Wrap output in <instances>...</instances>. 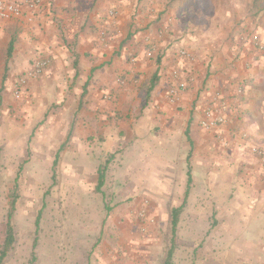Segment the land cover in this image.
<instances>
[{"label":"crops","instance_id":"obj_1","mask_svg":"<svg viewBox=\"0 0 264 264\" xmlns=\"http://www.w3.org/2000/svg\"><path fill=\"white\" fill-rule=\"evenodd\" d=\"M167 1L41 0L31 13L0 19L1 107L4 112L17 110L13 85L36 57H46L42 74L27 80L30 100L19 110L34 122L36 154L40 160L58 161L61 173L66 170L77 178V191L89 199L95 219L102 215L101 221L108 217L114 224L123 219L119 226L129 220L127 204L101 207L99 195L106 188L114 202L128 192L158 193L161 199L179 195L173 208L185 200L180 223L194 226L206 216L200 209L220 207L215 202L224 167L264 179L258 158L250 152L252 146L264 148V71L238 68L242 59L264 67V55L246 38L254 30L264 39V26L258 23L264 17L225 10L217 13L221 20L208 18L203 24L200 15L194 21L180 17ZM159 16L163 18L156 21ZM182 48L195 58L182 57ZM174 70L186 78L188 88L171 103L166 93L177 82ZM154 73L157 80L147 94ZM237 84L244 86L241 93ZM217 93L226 97L217 100ZM208 108L223 118L212 128L201 125ZM35 114L39 117L34 120ZM118 148L105 175L112 180L105 179L93 192L97 161L106 153L111 161ZM228 207L235 211L236 204ZM152 209H159L154 201Z\"/></svg>","mask_w":264,"mask_h":264},{"label":"rangeland","instance_id":"obj_2","mask_svg":"<svg viewBox=\"0 0 264 264\" xmlns=\"http://www.w3.org/2000/svg\"><path fill=\"white\" fill-rule=\"evenodd\" d=\"M166 4L175 5L180 17L189 16L194 21L200 15L203 24L208 18L221 20L217 13L225 10H239L257 20L264 17V0H168ZM171 17L168 16V23ZM176 17L178 23L182 22ZM162 18L159 16L156 21ZM260 22L264 26V19ZM253 31L246 38L259 56H263L264 39ZM254 35L256 39L252 38ZM181 50L186 52L182 56L185 59L195 58L188 49ZM262 67L259 61L249 59H242L238 66L255 74L264 71ZM182 79L187 84L186 78ZM29 84L28 81L26 86L17 82L13 85L12 98L17 110L4 112L0 105V247L5 217L12 199L15 200L11 211L14 243L2 264H164L171 246V210L181 197L177 195L174 199L172 194L169 199H161L158 193L139 191L128 192L114 202L106 188L104 195H99V205L115 208L126 203L129 220L119 226L123 219L115 224L108 217L101 221L102 215L95 219L89 199L85 200L83 193L77 191V178L69 176L66 170L61 173L58 161L40 160L41 156L36 154L34 122H30V115L19 111L30 100L26 99L30 95ZM241 84L235 88L239 93L244 87ZM187 88L188 84L184 90ZM120 150L114 152L115 158L107 164L105 175ZM109 154L97 161V165L104 164ZM226 169L227 166L218 179L221 188L216 193L218 209H198L207 217L198 218L194 226L180 223L184 208L181 210L171 264H264V179L246 177L248 173L243 169L232 172ZM238 172L243 173L240 178ZM261 173L264 174V168ZM105 179L111 181L112 177ZM85 189L89 196L90 189ZM92 190L98 192L94 187ZM153 201L159 206L158 212L152 209ZM234 203L236 209L232 211L228 206Z\"/></svg>","mask_w":264,"mask_h":264},{"label":"built area","instance_id":"obj_3","mask_svg":"<svg viewBox=\"0 0 264 264\" xmlns=\"http://www.w3.org/2000/svg\"><path fill=\"white\" fill-rule=\"evenodd\" d=\"M41 4V0H0V19L9 20L11 18H16L28 11V13L33 12ZM112 15V12H110ZM31 20L32 16H29ZM257 36H253L256 39ZM181 56H185V50L178 51ZM147 56H151V52L146 53ZM48 64V59L46 57L38 56L34 59L31 68H29L24 75H22L18 80V85H25L28 79H33L42 74L44 68ZM172 78L177 80V82L171 85L167 90V99L169 102L173 103L178 100L179 92L187 87L184 79L181 78L178 71L174 70L172 72ZM221 97V98H220ZM217 100H222L221 94L217 93L215 95ZM215 110L208 108L204 111V119L201 121V125L204 128H212L216 126L219 122L223 120L220 114H214ZM251 153H253L260 161L262 167L264 168V148L259 146H252L250 148Z\"/></svg>","mask_w":264,"mask_h":264},{"label":"trees","instance_id":"obj_4","mask_svg":"<svg viewBox=\"0 0 264 264\" xmlns=\"http://www.w3.org/2000/svg\"><path fill=\"white\" fill-rule=\"evenodd\" d=\"M12 45H13L12 42H10L9 47L7 49V57H9L11 55V51H12V47H13ZM156 80H157V74L154 73L151 76L149 85L147 87V94H149V92L154 88ZM0 99H1V97H0ZM0 102H1V100H0ZM109 161L110 160L107 159L104 164H101L98 167V170H97L98 178H97V183H96V189L97 190H99L102 187V185L104 184L105 170H106V166L109 163ZM190 183H191V177H190V174L188 173L187 188H186L185 193H184L185 197L188 194ZM184 201L179 207L172 208V210H171V238H170L171 246L167 251V256H166V260H165L164 264H171V257H172L173 248H174V239H175V235H176L177 224L179 221V214L182 210V206L184 204ZM14 203H15V200L12 199L10 212L5 217L4 237H3L2 244L0 247V264H2V261L7 256L8 252L11 250L13 243H14V237H15L14 236V229H13V225L11 223V211L13 210ZM36 225H37V221H36ZM35 241H36V239L34 240V244H35Z\"/></svg>","mask_w":264,"mask_h":264}]
</instances>
